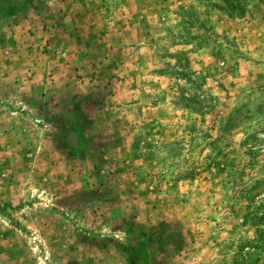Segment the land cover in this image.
<instances>
[{"label": "rangeland", "instance_id": "rangeland-1", "mask_svg": "<svg viewBox=\"0 0 264 264\" xmlns=\"http://www.w3.org/2000/svg\"><path fill=\"white\" fill-rule=\"evenodd\" d=\"M0 264H264V0H0Z\"/></svg>", "mask_w": 264, "mask_h": 264}, {"label": "trees", "instance_id": "trees-1", "mask_svg": "<svg viewBox=\"0 0 264 264\" xmlns=\"http://www.w3.org/2000/svg\"><path fill=\"white\" fill-rule=\"evenodd\" d=\"M247 215H248V214H247ZM249 216H250V215H249ZM246 217L248 218V216H245V218H246ZM250 218H251V220H254V219H255L254 214L251 213Z\"/></svg>", "mask_w": 264, "mask_h": 264}]
</instances>
